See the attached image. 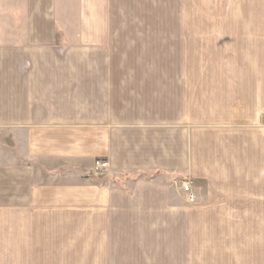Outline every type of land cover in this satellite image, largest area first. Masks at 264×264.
<instances>
[{"label":"crops","instance_id":"obj_1","mask_svg":"<svg viewBox=\"0 0 264 264\" xmlns=\"http://www.w3.org/2000/svg\"><path fill=\"white\" fill-rule=\"evenodd\" d=\"M159 5L0 0V264H264V0Z\"/></svg>","mask_w":264,"mask_h":264},{"label":"built area","instance_id":"obj_2","mask_svg":"<svg viewBox=\"0 0 264 264\" xmlns=\"http://www.w3.org/2000/svg\"><path fill=\"white\" fill-rule=\"evenodd\" d=\"M108 167V162L106 161H99L97 160L95 163H94V168L95 169H100V170H103V169H106ZM182 190L185 194L188 195V199L192 202L194 201V196L192 194V191H191V185L189 182H185L183 183L182 185Z\"/></svg>","mask_w":264,"mask_h":264},{"label":"rangeland","instance_id":"obj_3","mask_svg":"<svg viewBox=\"0 0 264 264\" xmlns=\"http://www.w3.org/2000/svg\"><path fill=\"white\" fill-rule=\"evenodd\" d=\"M159 1V9H160V21L167 22L168 21V0H156V3Z\"/></svg>","mask_w":264,"mask_h":264}]
</instances>
